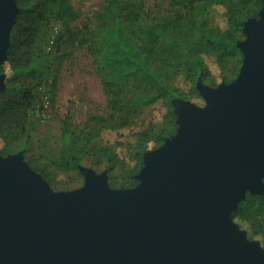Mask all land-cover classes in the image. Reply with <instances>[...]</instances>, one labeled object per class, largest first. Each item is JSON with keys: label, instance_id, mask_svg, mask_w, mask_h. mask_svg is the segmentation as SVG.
<instances>
[{"label": "water", "instance_id": "obj_1", "mask_svg": "<svg viewBox=\"0 0 264 264\" xmlns=\"http://www.w3.org/2000/svg\"><path fill=\"white\" fill-rule=\"evenodd\" d=\"M17 12L0 0V63ZM243 32L237 76L198 79L204 106L172 99L176 132L143 154L134 188L78 165L83 185L54 191L20 152L0 155V264H264L231 218L264 192V0Z\"/></svg>", "mask_w": 264, "mask_h": 264}, {"label": "trees", "instance_id": "obj_2", "mask_svg": "<svg viewBox=\"0 0 264 264\" xmlns=\"http://www.w3.org/2000/svg\"><path fill=\"white\" fill-rule=\"evenodd\" d=\"M16 1L18 12L14 31L18 38L12 35L6 50L7 63L12 70L9 81L25 70H33L28 67L33 43L51 18L60 23L54 38L55 53H63L65 46L90 41L95 35L94 29L98 30L101 32L98 46L100 65L105 71L102 86L109 96V108L120 113L116 124L112 125L124 126L129 121V114L137 113L142 106L158 99H163L169 106L168 126L156 131L153 127L147 128L137 134L139 153L150 143L153 148L161 145L176 130L172 99H188L182 90L172 85L177 71L185 67L192 83L198 79L205 82L209 70L202 54L216 52L218 61L224 63L228 57L239 53L237 43L242 38L244 22L257 17L262 5V0H169L167 11L150 15L143 0H107L98 12L99 23L93 29L84 24L87 23L85 20L75 23L80 14L71 0ZM212 2L226 7L227 27L224 30L208 26V5ZM28 14L35 15V18L28 20ZM0 71L6 72L3 64ZM134 82L143 86L141 92H130ZM55 84L54 78L52 88ZM193 90L197 93L195 88ZM1 96L4 97V105L0 109V133L11 135L16 130L23 132L24 111L31 106L36 90L30 86H11ZM196 96L200 97L199 94ZM94 131L95 128H90L80 134L66 123L63 125L62 135L68 152L63 161L66 167L76 169L84 156L97 153L106 159L108 165H117L119 160L112 149L91 144ZM6 146L1 148L2 154H6ZM28 165L42 173L35 165L29 162ZM140 166L141 161L137 160L133 173H137ZM130 180L123 186H132L137 182L132 175ZM231 218L245 226L249 234L260 235L264 246V192L247 193L231 212Z\"/></svg>", "mask_w": 264, "mask_h": 264}, {"label": "rangeland", "instance_id": "obj_3", "mask_svg": "<svg viewBox=\"0 0 264 264\" xmlns=\"http://www.w3.org/2000/svg\"><path fill=\"white\" fill-rule=\"evenodd\" d=\"M71 2L80 14L79 20L75 23L79 24L80 20L81 23L85 20L84 22L87 23L84 24H88L94 29V26L99 23L98 12L107 0H71ZM143 2L150 10V15L163 14L167 11L166 8L169 4V0H143ZM14 3L18 7L16 0ZM26 18L32 20L35 15L28 14ZM208 26L221 30L227 27L226 7L223 4L212 2L208 5ZM59 28V21L51 18L36 35L33 53L28 63V67L33 69L32 71L25 70L11 81H9L11 75L0 71V74H4V89L0 91V109L4 105V97L1 96V93L7 88L30 86L36 90V96L31 106L24 111V131L18 133L16 130L11 135L0 133V155L7 156L20 152L27 164L29 162L35 165L45 174L47 179L42 173L34 170L48 182L54 191L77 189L83 185L84 177L79 168L72 169L63 164L68 152L62 135V127L66 123L80 134L87 132L90 128H95V136L92 137L91 144L109 147L117 155L119 161L117 165L110 166L106 159L97 153L84 156L79 165L92 168L96 173L105 171L106 181L111 189L134 188L139 183L135 177L137 173H133L134 165H137V160H140L141 168L143 154L156 148H153V144L150 143L147 149L139 153L137 134L147 128L153 127L156 131L168 126L169 106L163 99H158L149 105L142 106L137 113L129 114V121L124 126H113L112 124H116L115 121L120 113L109 108V96L102 86V77L105 71L100 65L98 49L101 32L94 29L95 35L90 41L79 45L65 46L63 53H55L53 44ZM15 29L13 24L8 33L9 41L12 35L18 38ZM244 37L242 28L241 39ZM202 56L209 70V77L202 83L215 88L221 82L232 81L237 76L243 54L240 51L234 56L228 57L224 63L218 61L216 52L203 53ZM1 64L5 70V65H8L7 56ZM54 78L56 84L52 88L51 82ZM131 84L130 92H141L143 89V86L136 82ZM196 84L197 81L192 83L189 80L185 67L180 68L172 79V85L182 90L188 98L187 100L204 106L205 101ZM197 94L200 97L196 96ZM172 110L176 121L174 106ZM5 145H7L6 154H2L1 148ZM131 175L137 180L136 184L123 186L131 181ZM247 193L250 192H246L245 196ZM237 225L245 231L249 240L257 241L260 247L264 248L260 235L249 234L245 226Z\"/></svg>", "mask_w": 264, "mask_h": 264}, {"label": "clouds", "instance_id": "obj_4", "mask_svg": "<svg viewBox=\"0 0 264 264\" xmlns=\"http://www.w3.org/2000/svg\"><path fill=\"white\" fill-rule=\"evenodd\" d=\"M5 71H6V73L8 74V75H11V72H12V70H11V67H10V65H5Z\"/></svg>", "mask_w": 264, "mask_h": 264}]
</instances>
